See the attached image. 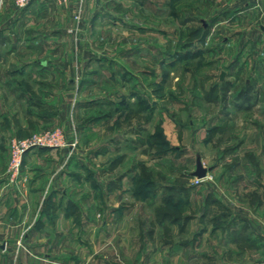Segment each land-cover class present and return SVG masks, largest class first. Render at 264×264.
Here are the masks:
<instances>
[{
	"label": "rangeland",
	"instance_id": "rangeland-1",
	"mask_svg": "<svg viewBox=\"0 0 264 264\" xmlns=\"http://www.w3.org/2000/svg\"><path fill=\"white\" fill-rule=\"evenodd\" d=\"M0 58L39 62L22 82L55 111L12 138L76 144L36 208L63 264H175L164 245L208 252L216 197L264 201V0H0Z\"/></svg>",
	"mask_w": 264,
	"mask_h": 264
},
{
	"label": "crops",
	"instance_id": "crops-1",
	"mask_svg": "<svg viewBox=\"0 0 264 264\" xmlns=\"http://www.w3.org/2000/svg\"><path fill=\"white\" fill-rule=\"evenodd\" d=\"M14 60L0 58L2 64H13L7 72L0 74V264H63L60 249L50 251L58 235L55 237L44 228L48 218L38 213V205L48 189L47 194L59 195L62 191V195H66L61 184L59 187L56 182L53 186L45 185L49 175H58L63 150H33L25 157L20 184L13 186L7 178L10 139L53 123L55 114L50 104L43 106L35 101L22 82L28 76L37 75L42 65L36 61L21 62L20 65ZM47 76L51 77V74ZM260 189L255 187L252 191L259 198L254 203H238L236 199L223 201L216 197L212 206H224L226 213L208 219L207 253L197 251L206 244L204 238L201 239L206 231L199 233L197 246L194 244L192 251L188 250L193 245L185 243L169 253L166 249L170 245H162L161 252L173 255L171 262L175 260V264H264V201ZM48 196L46 205H50L52 198ZM64 220H68L67 217L57 218L56 222ZM76 256L67 261H76ZM204 259L207 263H203Z\"/></svg>",
	"mask_w": 264,
	"mask_h": 264
},
{
	"label": "built area",
	"instance_id": "built-area-1",
	"mask_svg": "<svg viewBox=\"0 0 264 264\" xmlns=\"http://www.w3.org/2000/svg\"><path fill=\"white\" fill-rule=\"evenodd\" d=\"M34 0H14L19 9L29 6ZM64 4L70 0H55ZM83 2L84 0H78ZM76 144L69 143L66 134L61 129L37 133L31 137L20 139L12 138L9 145L10 157L7 168L8 182L13 186H18L22 181V169L26 155L36 149H61L73 148Z\"/></svg>",
	"mask_w": 264,
	"mask_h": 264
},
{
	"label": "trees",
	"instance_id": "trees-1",
	"mask_svg": "<svg viewBox=\"0 0 264 264\" xmlns=\"http://www.w3.org/2000/svg\"><path fill=\"white\" fill-rule=\"evenodd\" d=\"M230 87H231V83H224V86H223V99H224V101H226L227 99H228V93H229V89H230ZM240 94H244V93H240ZM246 94L248 95L247 96V98H248V100H251V98H252V96H251V88H249L247 91H246ZM251 106H248V109L250 108ZM166 220H170V221H172V220H176V218L175 219H172V217H170L169 215H167L166 216V218H165ZM178 220V219H177ZM186 219H184V221H185Z\"/></svg>",
	"mask_w": 264,
	"mask_h": 264
},
{
	"label": "water",
	"instance_id": "water-1",
	"mask_svg": "<svg viewBox=\"0 0 264 264\" xmlns=\"http://www.w3.org/2000/svg\"><path fill=\"white\" fill-rule=\"evenodd\" d=\"M207 173H208V171L206 169L199 167L196 175L199 179H204L207 177Z\"/></svg>",
	"mask_w": 264,
	"mask_h": 264
}]
</instances>
